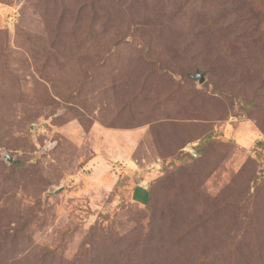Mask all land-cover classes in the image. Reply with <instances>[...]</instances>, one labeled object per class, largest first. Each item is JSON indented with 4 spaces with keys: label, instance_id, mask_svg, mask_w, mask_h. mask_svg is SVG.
<instances>
[{
    "label": "rangeland",
    "instance_id": "rangeland-1",
    "mask_svg": "<svg viewBox=\"0 0 264 264\" xmlns=\"http://www.w3.org/2000/svg\"><path fill=\"white\" fill-rule=\"evenodd\" d=\"M0 264H264V0H0Z\"/></svg>",
    "mask_w": 264,
    "mask_h": 264
},
{
    "label": "water",
    "instance_id": "water-1",
    "mask_svg": "<svg viewBox=\"0 0 264 264\" xmlns=\"http://www.w3.org/2000/svg\"><path fill=\"white\" fill-rule=\"evenodd\" d=\"M197 78L199 83L203 82V77L200 74H197Z\"/></svg>",
    "mask_w": 264,
    "mask_h": 264
}]
</instances>
